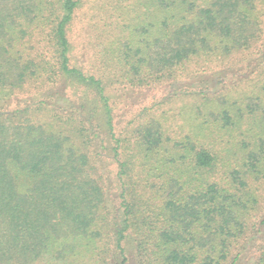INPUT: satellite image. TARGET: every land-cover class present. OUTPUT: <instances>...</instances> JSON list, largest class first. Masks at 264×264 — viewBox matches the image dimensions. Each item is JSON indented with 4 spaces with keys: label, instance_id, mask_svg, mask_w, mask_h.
<instances>
[{
    "label": "trees",
    "instance_id": "1",
    "mask_svg": "<svg viewBox=\"0 0 264 264\" xmlns=\"http://www.w3.org/2000/svg\"><path fill=\"white\" fill-rule=\"evenodd\" d=\"M81 3L0 0V264H234L264 176V0H131L80 64ZM187 72L223 83L190 86L196 131L171 137L152 117L116 130L111 83Z\"/></svg>",
    "mask_w": 264,
    "mask_h": 264
},
{
    "label": "rangeland",
    "instance_id": "2",
    "mask_svg": "<svg viewBox=\"0 0 264 264\" xmlns=\"http://www.w3.org/2000/svg\"><path fill=\"white\" fill-rule=\"evenodd\" d=\"M130 1L82 0L80 8L76 12L73 25L70 27L72 54L75 55V60L78 63L96 61V56L102 51L97 32L99 27L103 25V18L113 19L111 18V13L114 9L120 4ZM246 54V50L235 51L225 60L229 65L235 67L239 62L244 61L242 59L246 57ZM212 63L216 65L219 60H214ZM201 77L200 75L197 79L196 77L190 79V74L187 72L181 76L164 77L160 82L141 87L111 83L108 86V91L111 94V101L115 111L116 130L128 137L131 135V130L138 123L152 117V119L156 118L161 122L164 129L166 128L165 132L171 137L188 134L191 130L196 131L193 126L188 124V108L190 109L191 104L196 103V100H198L195 94L191 91L188 92V90H191L190 86H193L192 90L200 87L206 89L207 85L211 87L223 86L217 74L206 73L204 78ZM239 79H241L240 76L238 81ZM232 83H235V81ZM234 87H237V85H234ZM238 87L245 88L241 84ZM143 108H147L146 111L139 113ZM100 172L108 182H111L115 172V164L112 160L110 161L106 158ZM252 184L256 187V192L258 193V204L256 209L250 214L251 223L247 230V237L252 240L251 243L250 241L248 242L246 249L242 251L239 260L234 264L253 263L255 261L254 257L257 256V248L264 246V235L258 232L260 228L263 230V227L259 226V218L264 215V176L257 181H253ZM240 244L243 245L242 240Z\"/></svg>",
    "mask_w": 264,
    "mask_h": 264
}]
</instances>
